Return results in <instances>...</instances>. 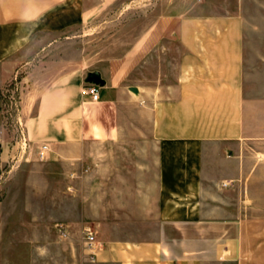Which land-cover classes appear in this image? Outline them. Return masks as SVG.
<instances>
[{"label": "crops", "instance_id": "1", "mask_svg": "<svg viewBox=\"0 0 264 264\" xmlns=\"http://www.w3.org/2000/svg\"><path fill=\"white\" fill-rule=\"evenodd\" d=\"M89 1L111 0H0V168L13 146L1 94L33 63L13 171L31 170L46 192L49 178H66L49 217L32 213L19 236L33 247L29 264L37 225L76 248L70 264H264V51L252 73L242 14L201 4L147 27L140 55L111 60L108 80L96 71L105 85L93 103L84 93L93 72L50 70L38 56L49 50L39 38L97 14ZM91 157L102 163L86 171ZM9 257L0 248V264H17Z\"/></svg>", "mask_w": 264, "mask_h": 264}, {"label": "rangeland", "instance_id": "2", "mask_svg": "<svg viewBox=\"0 0 264 264\" xmlns=\"http://www.w3.org/2000/svg\"><path fill=\"white\" fill-rule=\"evenodd\" d=\"M87 3L99 7L96 15L90 16L79 27L49 35V38L38 39L39 46L49 43L48 52L39 48L38 56L47 54L45 56L46 60L49 59L50 70L63 64L71 69L99 71L108 80L111 60L125 57L132 52L135 56L140 55V49L135 47L141 42L142 33L147 27L151 31H157L159 25L199 8L201 4L207 7H229L242 14L246 40L250 46L252 73L258 67L252 58L264 51L259 48L264 45V0H111ZM35 65L24 64L1 94L7 137H11L13 146L20 137V126L17 122L23 121L22 96L29 88L28 76L35 69ZM13 146H9L12 153L10 161L0 168V204L5 203V222L0 224V248L4 250L7 258L14 256L17 264H29L33 258V247L27 245V240L19 239V236H29L26 223L32 218V213L37 214L39 219L49 217L46 202L61 200L66 178L65 174L56 180L49 178V192L44 191L46 181L42 177L33 175L29 169L19 168L13 171V166L18 161L17 155L22 152L21 148L14 150ZM100 163L102 162L94 161L91 157L82 168L91 170ZM50 234L48 228L37 225V264L72 263L77 255L76 248L69 250L62 243L56 246L54 241L43 238Z\"/></svg>", "mask_w": 264, "mask_h": 264}, {"label": "built area", "instance_id": "3", "mask_svg": "<svg viewBox=\"0 0 264 264\" xmlns=\"http://www.w3.org/2000/svg\"><path fill=\"white\" fill-rule=\"evenodd\" d=\"M85 96H87L91 102L93 103H97L100 101L101 98V86L96 85V84H91V83H87V86L85 87ZM19 124V129H20V139L23 142V145L26 144V140H25V127L23 124V121H18L17 122ZM44 149H46V147H44ZM95 241V237L93 236L92 233H89L87 236V244L89 246H92L94 244Z\"/></svg>", "mask_w": 264, "mask_h": 264}, {"label": "water", "instance_id": "4", "mask_svg": "<svg viewBox=\"0 0 264 264\" xmlns=\"http://www.w3.org/2000/svg\"><path fill=\"white\" fill-rule=\"evenodd\" d=\"M87 83L96 84L99 86L105 85V81L101 78V75L98 72L90 73L87 78ZM131 91L136 94L138 93V90L136 88H131ZM0 157H1V146H0Z\"/></svg>", "mask_w": 264, "mask_h": 264}]
</instances>
